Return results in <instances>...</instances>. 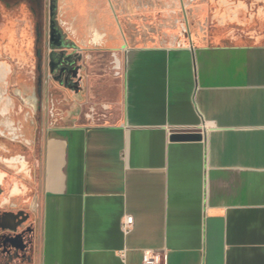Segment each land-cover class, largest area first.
<instances>
[{
  "label": "crops",
  "instance_id": "obj_1",
  "mask_svg": "<svg viewBox=\"0 0 264 264\" xmlns=\"http://www.w3.org/2000/svg\"><path fill=\"white\" fill-rule=\"evenodd\" d=\"M60 2L77 53L111 59L87 55L73 80L83 89L60 112L50 99L32 264H143L146 250L167 264H264V0ZM179 6L187 35L166 11L141 34L118 23L129 8L144 18Z\"/></svg>",
  "mask_w": 264,
  "mask_h": 264
},
{
  "label": "rangeland",
  "instance_id": "obj_2",
  "mask_svg": "<svg viewBox=\"0 0 264 264\" xmlns=\"http://www.w3.org/2000/svg\"><path fill=\"white\" fill-rule=\"evenodd\" d=\"M247 1L252 3L254 0ZM55 3V17L63 31L65 44L63 47L50 44V0H43L42 15L40 16L39 14L37 17L40 30L36 35H33L38 38L37 47L40 49V56L37 55V50L35 51L32 49V66L29 67L22 63V65L16 68L19 74L23 76L22 80L30 82L31 87L27 91H23L22 89L19 90L22 86V82L20 86H18V82H13L9 90L5 93V96H13L18 106V113L12 116H5V119L13 117L12 121L15 124L14 126L11 128L4 127L2 124L4 116L0 115V173L2 172L4 176L3 183L1 184L3 193L0 194V219L18 209L28 211L29 204L32 202V214L30 219H32L34 236L37 200L41 193V162L44 148V132L51 118L50 111L52 102L50 99L55 98V107L59 108L57 112H60L62 102L64 105L67 104V101H61L62 97L68 94L73 95L77 93V91L83 89V85H81L79 90L78 87H75L74 91L70 90L68 86L71 87V84L73 85V80L71 81L68 79L69 84H66V72H61V67H58L56 70L51 69L50 63L52 54L54 51H56L58 55L65 52L64 58H67L68 61L64 60L60 63L62 69L66 70L71 68L72 59L75 60L76 64L81 65L87 55H91L95 60H103L106 62L105 64L111 59L109 54L100 52L93 47L85 51L84 58L82 55L78 54L77 41L75 35L72 34V29L74 28V22L76 20L71 13H67L65 4L61 3L60 0H56ZM155 5L157 7V4ZM129 11L132 13L133 17L123 18L121 16V18L118 19V23L125 29L133 27L135 33H144L145 29L148 28L146 24H150L152 27H158L157 19L154 20L150 14L153 16L161 15L165 11L167 17L169 14L172 15L173 19L178 17L176 24L179 31L185 23V19L182 16V8L180 6L177 7L175 12L163 8H159L157 11L148 10L149 15L144 18L142 17L143 15L140 9H134L133 7V9L129 8ZM164 21L166 23L165 25H176L174 23L175 20L165 19L163 22ZM147 32L156 34V31L153 32L149 30ZM102 68L108 69V66L106 65ZM79 69H82V67H79ZM78 80L80 81L81 79L79 78ZM5 101V99H0V109ZM16 187L19 188L18 191H14ZM7 234H9L7 229L6 231H3V229L0 230V236L2 235V237H4V235L6 236Z\"/></svg>",
  "mask_w": 264,
  "mask_h": 264
},
{
  "label": "flooded vegetation",
  "instance_id": "obj_3",
  "mask_svg": "<svg viewBox=\"0 0 264 264\" xmlns=\"http://www.w3.org/2000/svg\"><path fill=\"white\" fill-rule=\"evenodd\" d=\"M42 2L43 0H0V88L4 86L8 91L13 82H18V86L22 82L21 88L18 87L19 90L27 91L31 87L30 82L22 80L23 76L19 74L16 68L22 63L29 67L32 66V49L37 50V55L40 56V49L37 47L38 38L33 35H36L40 30L37 17L39 14L42 15ZM55 2L56 0H50V44L63 47L65 38L55 17ZM262 29L264 28L260 30ZM249 33L234 29L233 38L248 39ZM64 57L65 52H62L61 55H58L57 52L56 54L53 53L50 63L51 69L56 70L61 67V72H66L67 81L68 79L71 81L77 79L78 64L72 59L71 68L69 70L62 69L60 62L68 61ZM6 76L7 84L4 82ZM73 86H77L74 81ZM3 180L4 176L1 172L0 194L3 193L1 188ZM18 190V187L14 189V191ZM10 214L0 219V230L6 231L7 229L9 232L4 237L0 236V264H32L34 234L31 215L22 209L12 211ZM8 219L14 221L10 223L7 222Z\"/></svg>",
  "mask_w": 264,
  "mask_h": 264
},
{
  "label": "built area",
  "instance_id": "obj_4",
  "mask_svg": "<svg viewBox=\"0 0 264 264\" xmlns=\"http://www.w3.org/2000/svg\"><path fill=\"white\" fill-rule=\"evenodd\" d=\"M134 225V216L126 214L122 228L128 233ZM167 253L164 250H146L143 254V264H167Z\"/></svg>",
  "mask_w": 264,
  "mask_h": 264
},
{
  "label": "water",
  "instance_id": "obj_5",
  "mask_svg": "<svg viewBox=\"0 0 264 264\" xmlns=\"http://www.w3.org/2000/svg\"><path fill=\"white\" fill-rule=\"evenodd\" d=\"M184 22H185L184 26L181 28L180 32H181L182 35H187L189 33V24H188L187 16H186ZM53 53L56 54V51H54ZM200 137H201L200 134H193V135H190V134H175L173 136L174 139H179V140L199 139Z\"/></svg>",
  "mask_w": 264,
  "mask_h": 264
}]
</instances>
